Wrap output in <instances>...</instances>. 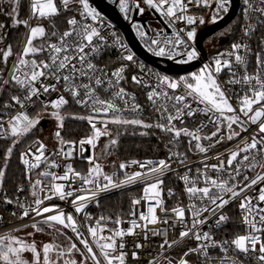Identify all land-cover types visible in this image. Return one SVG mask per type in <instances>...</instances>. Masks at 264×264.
<instances>
[{
  "label": "built area",
  "instance_id": "built-area-1",
  "mask_svg": "<svg viewBox=\"0 0 264 264\" xmlns=\"http://www.w3.org/2000/svg\"><path fill=\"white\" fill-rule=\"evenodd\" d=\"M105 2L113 6L121 16L122 20L131 27L132 33L137 42L149 55L181 66L190 65L196 61H200V65L197 68L190 72H186L188 73L187 75L197 72L200 66L210 64L218 54H225L223 58H227L231 61L232 71L236 73L235 79L241 80V83H226V81L233 78L231 76V72L227 68L223 69L221 73H219L218 80L223 84V87L226 90V95L230 98V103L237 109L236 114L240 115L241 121H246L243 123V128H246L247 131L242 130L241 123L238 122L233 124L232 130L238 132L239 135L235 136L232 140H228L226 137L231 134L230 130L227 128L228 122L222 118L220 120H216V116L219 114L214 115L213 113H208V115H205L201 111H197L196 115L192 117L184 116L180 120L172 121V124H174L177 129L188 128L190 131H195L197 128H200L201 130L198 133L201 136L200 141L191 140V137L183 134H181L179 138L174 139V133L156 127L155 125L158 123H168L166 119L168 114L175 115V109L173 108L175 101L164 97H157L155 98L157 102L154 105L153 102L148 99V94L154 89L159 91L156 87L158 83L157 76L167 75L171 79H178V76H181V74H168L144 61L131 47L122 30L118 28V26L97 7H95L90 0H88L89 5L100 13L101 19L93 21L90 16L85 19V16L81 15L83 12L82 5L78 3H70L68 9L65 10L62 0H57V6L60 10L59 13L69 14V19L75 17L80 23H87L98 27L101 35L105 38L104 41L100 42L103 44L100 51L98 53H94L92 57H90L92 62L97 65L98 69H103V72H96V75L100 76L105 81L102 86L96 87V92L99 97L106 101L115 100L118 107L125 109L120 113H115V115H121L125 119H140L144 124L153 125L152 128H154L161 135L163 145L161 146L160 152L157 156L143 160L124 161L123 163L126 165L124 169H120V167H118L112 170H107L104 165L96 161V150L99 144L106 137L101 136L96 141L95 147L86 144L89 147V156L83 157L81 155L82 146L80 143L73 140H67L64 128L53 126L54 120L51 118L52 112L59 111L61 113L68 104L73 103L85 111L87 116L96 117L95 123L101 130H103L105 126L104 122H107L108 126V122L111 120L114 113L111 110L107 115L102 112L99 114L93 112L91 101H89L88 106L77 104L76 99H74L70 93L66 91L65 82L61 80L57 83V81L50 76L48 78L41 77L40 80L47 85L55 84V91L50 90L48 93H43L41 90L38 97L33 96L31 100L24 99L27 95L26 87L17 85L15 81L10 79L11 74L14 71V65L18 64L20 54L23 51V47L21 45L18 52L13 56L5 74L4 81H9V83L5 84L3 81L2 88L0 90V124L3 125L0 132H7V135H0V142L2 141L15 145H21L25 139L32 135L38 134V137L25 145L21 151L20 162L23 170L24 181L17 188L15 194L11 195L7 191H4L0 186V236L9 234L13 231L29 228L32 223L43 219V217H38L31 211V208L35 207V197L32 195L33 191H35L37 192V196L41 199H43L45 195L52 196L50 200H44L41 207L58 206V211H63L65 214L73 215L74 219L77 221L79 231L83 233V235L79 238H77L76 233L71 230V227L65 228L62 225H54L53 227L67 232L73 238L75 244L80 247L82 252H86V249L84 248V245L80 243V240H88L89 244L93 247L94 252L98 254V258L101 260L102 264H106V262H104L99 248L96 247L93 237L88 232V227H95L96 221L101 216L106 218L104 221H101V224L106 226L105 230L100 233V235L103 236H112L116 230H127L131 227L132 220H136L138 224L142 225V227L134 230L135 234L125 235L122 238L114 237L117 244L121 241L125 244V248L123 249L126 253L125 264H150V262L151 264H169V261H171V264H179L182 258L186 259L188 264H222V262L223 264H231V260L233 259L240 261L241 264H264V262L258 259L260 255H264V253L259 252V244L255 250L249 251L247 254L239 252L235 246L231 244V241L236 239L238 236L249 235L252 233L250 227L244 223L243 217L247 213L240 208L241 200L247 196L252 200L253 205L264 207V202H260L258 200L260 189L264 188V181H258L257 184L251 185V187H245V185L250 184L251 179L255 178L257 175H264V167H261V165L264 164V151L260 150L262 145L258 144L257 149H250L248 153L239 151V149L244 147L245 142L251 143L252 136L258 133L259 122L257 124L251 123L247 117H244L243 114L239 112V108L241 106L240 98L243 97L249 90V85L243 83L242 81L243 76L248 75L255 77L259 75L264 77V67H259L256 59L257 53L264 56V14L255 10L258 7H264V5L260 4L259 0H250L254 7L253 9H248L247 15H245V9L247 6L244 4V0H239L240 9L238 14H240L241 17L239 28H235L233 32L222 35L219 39H217V41L221 42L218 47L206 46V40L204 43L207 52L206 58L202 57V54L196 44V38L194 41H189L188 44L196 48L199 53V57L189 63H177L178 60L183 58V48L176 46L174 48L175 54L173 59H169L167 52L169 48H173V46L164 45L162 43L163 40L167 38L174 41L177 33L180 34L182 39H186V31L192 27H195L197 34L201 28L210 23L209 21L211 20V15L213 14V10L215 8L214 2L212 3V7H196L194 5H189L186 13L187 15L202 17L205 20L204 24L198 25H187L184 21H176L175 23L170 24L168 18L162 14L163 10H161V12H157L154 8H150L146 3H144V0H127L128 11L126 13L121 11L119 0H105ZM29 4H31V1H29ZM136 4H139L140 8L143 9V12L135 6ZM222 15L224 16L225 14ZM134 25L140 27V30L144 31L146 35L141 37L137 32V27H134ZM249 25L252 26V31L248 35H245V30ZM70 28L71 26L68 24L60 35L64 31L70 30ZM181 29L184 31H181ZM117 39L127 46V49L134 55L136 63L122 60V54L126 53L115 43ZM152 39H158L161 41L160 46L165 47L166 50L165 56H156L149 50V43ZM48 43H59V40L57 38L54 41H48ZM234 43H240L242 47L238 49L233 56L229 57L227 56V53L232 51L231 46ZM243 45H247V48L243 47ZM86 51H88V49H86ZM51 54L56 55L55 53ZM237 54L244 57L246 62L243 64L237 63L235 61V55ZM49 55L50 53L48 51H44L39 55L25 57V59H36L38 62H50ZM63 55L64 53L59 54L60 57ZM122 64L127 65V67L122 73L123 79H120V82L117 85L114 83L117 77L112 76V73L119 69ZM140 65L144 66L143 70H141ZM27 71H29L27 68L21 66V71L17 72L16 75L20 76L21 79H25L26 77L24 76V72ZM104 73H107L108 75L105 76ZM64 74H68L67 71H64ZM133 76H137L143 80L144 83H135L132 80ZM109 79L113 81V86H109ZM75 82L88 83L89 81L86 77H80ZM252 82L255 83V80ZM9 84H12L17 90L18 94L14 96L19 97L21 103H17L12 99L5 102L2 101L3 95ZM35 86L39 88L40 83L37 82ZM119 88H123L127 94L123 99L114 97L113 95L119 90ZM164 90L167 91L170 96L178 95L183 92L182 88H178L174 91L167 88ZM80 91L81 96H83V90ZM60 96H63L68 103L63 105L58 110L53 109L51 107V102L57 100ZM125 100L128 102L127 107L124 103ZM188 101L192 102V98H188ZM133 104L139 106L135 112L131 111L130 106ZM161 104L169 109L168 113H163L162 111L157 110ZM5 105L9 106L5 107ZM45 105H47V107H45ZM193 107L202 109L204 105L193 103ZM258 107H260V105H254V109ZM19 114L28 115L29 118L39 117V123L25 135L12 137L9 121ZM252 114L254 113H250L249 115ZM225 115H232V113H225ZM209 117H212V119L210 120ZM261 119L264 120V117ZM44 120H48L50 123H48L43 132L39 134V125ZM213 120H215V123ZM217 125L220 127L217 137H212L210 140L204 139V137L211 136V133L217 130ZM89 127L90 133L88 137L93 134V129L90 123ZM58 130L61 132L63 140L71 143L62 144L60 139L55 136V133ZM46 133L48 134V140L44 141L42 137ZM260 135L264 134L257 135V139L260 138ZM221 137L223 138L221 139ZM218 139L220 140L219 143L216 142ZM190 140L191 144L189 143ZM39 143L45 145L43 149L45 158L39 162V166L37 168H31L30 165H26L22 162L21 155L26 154L25 158L29 160L30 164L37 163L35 156L39 155V152L36 151ZM196 143H200L208 150L206 152H201L195 147ZM209 145H212V147H209ZM69 151H71L72 155L66 156L65 153ZM233 151H238L239 155L237 160L233 161L232 166H228L227 159ZM177 153L179 155H175ZM244 155H249L250 158L248 161H244L242 159ZM252 156H255V161L252 160ZM89 157H93L95 159V163L100 165L102 173L111 176L115 182H119L124 179L126 174H131L137 171L142 173L147 172V168L140 167L141 163L152 161L153 164L151 166H156L160 160L166 161L170 168L165 170L164 173L160 175V179L163 180V184L160 185V189L162 190L160 199L163 201L162 206L165 211H161L160 207H156L158 222L156 224H149L147 221L139 219L141 212L147 215L149 201L142 199L144 196L143 189L146 183L155 182L154 175L147 177L143 182L125 185L120 188H112L106 192H99L94 199L84 202L85 207L81 212L77 213L75 211L76 205L72 203V200L75 199V196L77 195H90L89 192L81 191V189L87 190L95 187V185L83 183V178L89 176V169L93 167V164L89 163ZM217 157H219V159H217ZM132 161H137L139 163L134 164ZM181 161H183V163ZM222 161L223 164L221 163ZM53 162H55L58 167L52 166ZM69 165L72 167L74 172H78L80 175L75 176L73 173H68V180L55 181L56 183L65 185L66 191L75 190L73 192V196L66 197L64 200H61L46 187V185H50L52 182L51 177L43 176L41 173L50 172L62 176L67 172ZM205 165H220L221 169L217 171L211 167L205 168ZM237 168H239L238 173L236 171ZM205 174L213 179H218V181L227 180L228 186L236 185L235 191L237 192H240L241 188H244V191L240 192L239 197L231 199L229 204L225 205L223 209H217L216 214H212L210 211H202L200 216L194 217L191 210L192 205H195L197 209L215 207L214 205H209L206 199L202 201L200 199L202 194L197 193L196 195H193L188 193L186 190L191 186H195L197 188L206 186L210 187V185L206 182ZM185 176L188 177L187 181L184 179ZM232 177H234V179ZM245 177H247V179H245ZM38 179L41 180L42 183L33 188L35 181ZM99 182L101 184L105 183L103 175L99 177ZM41 188H44L45 191L41 192ZM130 190L140 191L135 194L132 199V201L134 199H140V203L136 205L132 203V212L129 216L108 218L103 212H96L93 210L94 206L99 204L104 199L128 192ZM169 190H171V194H169ZM219 191V189L212 188L213 193H217ZM220 194L223 195L225 199H228L230 196V193ZM9 200H11L12 203H7ZM151 203L155 206L154 200L151 201ZM21 204L24 208L29 209L30 215L28 217L21 218L24 210L20 207ZM177 207L185 209V215L182 221L173 211V209ZM133 212H135L136 215H132ZM52 214L56 213H47L45 215ZM220 214L225 215L228 219L217 224ZM253 216L258 219L255 209L253 210ZM117 219L120 220L119 224L116 223ZM165 219L168 221L167 223L163 222ZM194 219L204 220V223L198 224L192 231L201 234L207 232L209 233L211 240L202 239L198 241L194 238L192 233H190L188 237H180V233L182 231H186L192 227ZM25 225L27 226L24 227ZM154 232L160 234H153ZM255 235L260 236L261 240H264V232H256ZM165 239H167L169 243L175 240L176 243L171 247H168V245L165 244L164 247L161 248L160 245L164 243ZM225 241H228L229 243L224 244ZM103 242L104 241H101V243ZM213 242H215L217 246H209L207 250L208 257H205L199 252H190L186 257L184 255L186 252H189V249H196L201 244L211 245ZM136 243L141 244L142 247L136 248ZM221 246L226 248L227 251H223ZM133 251L137 253L138 258L134 259L132 257ZM65 261H71L70 257H66L64 263ZM89 261L93 264L91 259H89ZM114 264H119V262L114 261Z\"/></svg>",
  "mask_w": 264,
  "mask_h": 264
},
{
  "label": "snow or ice",
  "instance_id": "snow-or-ice-1",
  "mask_svg": "<svg viewBox=\"0 0 264 264\" xmlns=\"http://www.w3.org/2000/svg\"><path fill=\"white\" fill-rule=\"evenodd\" d=\"M17 4L20 3V0H15ZM215 3V8L213 10V14L211 15L210 23H216L220 19H223L222 14H227L230 8L231 0H144L150 8H154L157 12H161L162 14L168 18L169 23L173 24L176 21H184L187 25H198L204 24L205 20L202 17H196L193 15H187L189 5H194L196 7H212V3ZM70 3H78L82 5L83 12L81 15L85 16L87 19L88 16L91 17L93 21L101 19L100 13L96 11L95 8L91 7L88 3V0H62V4L65 10L68 9ZM259 3L264 5V0H259ZM120 9L122 12L128 11L127 0H119ZM244 4L247 6L245 9V15H247L248 9H253L254 5L250 2V0H244ZM141 12L143 9L140 8L139 4L135 5ZM256 11L264 14V7H258L255 9ZM17 11L16 8H13V12ZM59 8L57 6V0H31V14L33 17L42 18V19H51L59 15ZM17 24H23L26 27H29V32L25 41V45L22 53L20 54L18 64L14 65V71L11 74L10 79L15 81L17 85L22 87H26L27 95L24 97L26 100H31L33 96H39L41 90L43 93H48L50 90L55 91L56 85L44 84L40 78H48L49 76L54 78L57 83L63 80L66 84V91L70 93V95L76 99L77 104L89 105V101H91V106L93 108V112L99 114L104 113L107 115L111 110L114 115L112 116L110 122L113 124H132V125H142L144 127H152L153 125L144 124L140 119H125L121 115H115V113H120L125 109H121L115 103V100L106 101L101 99L96 92V87L102 86L105 81L98 75H96L97 71L103 72V69H98L97 65L92 62V55L94 53H98L100 49L103 47L101 41H104L105 38L101 35L98 27L93 26L87 23H80L77 21L75 17L68 20V24L71 26L70 30L64 31L59 37V43H48L46 39L39 45L34 43L38 38H46L49 34L46 32V29L43 25L30 26L27 20H17ZM3 25H0L2 28ZM137 27L138 34L143 37L146 35L144 31L140 30V27ZM181 31H184L181 29ZM252 31V26L249 25L245 30V35H248ZM226 33H221V35H225ZM51 36H57L55 31L51 32ZM196 38V29L192 27L191 29L186 31V39H182L180 34H176V39L170 40L165 38L163 40L164 45H172L173 48H169L167 55L169 59H173L174 57V48L176 46H180L183 48V58L178 60L177 63H189L199 57V53L195 47L188 44L189 41H194ZM115 43L124 50L126 54H122V60L136 63L134 59V55L127 49V46L124 45L119 39L115 41ZM161 41L158 39H152L149 43V50L153 52L156 56H165L166 50L165 47L160 46ZM156 46V47H152ZM242 45L240 43H234L231 46L232 51L227 53V56H233L238 49H240ZM243 47L247 48V45H243ZM88 49V51H86ZM48 51L49 61H37L36 59H25V57L33 56L37 53ZM51 53H55L56 55H52ZM64 53L62 57L59 54ZM5 61L7 58L12 55L11 46L8 47L7 51H3L2 53ZM225 54H218L216 58L210 63L205 64L198 72L191 73L186 76H180L178 79H171L167 75H159L157 76V90H153L149 92L148 99L156 104L157 97H164L169 100H174L173 108L175 109V115L168 114L166 119L168 121L167 124H156V127L161 128L162 130L174 133V139L179 138L181 134L185 136L191 137V140L200 141L201 136L198 134L200 132V128H197L195 131H190L188 128H180L177 129L172 121L180 120L184 116L192 117L196 115L197 111L203 112L205 115L208 113L219 114L216 116V120H226L227 128L230 130V133L226 138L228 140H232L235 136H238L239 133L232 130L233 124L241 123L242 130L247 131L246 128H243V123L246 121H241L240 115L236 114L237 109L233 107L230 103V98L226 95V90L223 87V84L218 80V75L225 68L229 69L231 72V76L233 78L226 81L227 84H236L241 83V80H236V73L232 71V63L229 59L223 58ZM257 65L259 67H264V56L260 53H257ZM235 61L237 63L243 64L245 63L244 57L240 55H235ZM21 66L27 68L29 71L24 72L25 79H21L20 76L16 75L17 72L21 71ZM127 65L122 64L121 67L115 70L112 73V76L117 77L115 84H119L120 79H123L122 73L124 72ZM141 70L144 69L143 65H140ZM64 71H67L68 74H64ZM107 76V73H104ZM80 77H86L88 79V83H76ZM132 80L137 84L144 83L143 80L138 78L137 76H133ZM255 80V83L252 81ZM243 83L249 85V90L245 93L243 97L240 98L241 106L239 108V112L243 114L244 117H247L248 120L253 124H257L258 122V133L254 134L251 139V143L245 142L243 148L239 149L240 152L248 153L250 149H257V145H262L261 151H264V135H260V138L257 139V135L264 134V120L261 118L264 117V77L259 75L253 77L245 75L242 78ZM40 83V87L37 88L36 83ZM5 84H8L9 81H4ZM109 86H113V81L111 79L108 80ZM176 90L178 88H182L183 92L178 95L170 96L167 91L164 89ZM83 90V96H81V91ZM250 93V94H249ZM114 97H118L123 99L125 95V90L123 88H119L117 92H115ZM79 97V98H78ZM188 98H192V102L188 101ZM12 100L17 103H21L19 97L12 96ZM68 101L60 96L57 100L51 102V107L53 109H60L63 105H66ZM125 106H128L127 100L124 101ZM193 103L202 104L204 107L202 109H197L193 107ZM254 105H260V107L254 109ZM9 105H5L8 107ZM47 107V105H45ZM131 111L135 112L139 108L138 105H131ZM158 111H162L163 113H168L169 109L164 105H159L157 108ZM225 113H232V115H225ZM250 113H254L249 115ZM52 116L59 122L58 128H63V120L64 117L60 114L59 111L52 112ZM77 119H87L90 123L93 134L85 139H82L79 143L81 146L84 144L92 145L95 147L96 141L101 136L110 135L109 130L107 128V122H104L105 126L103 130L97 127L95 123L96 117L88 116V117H74ZM211 120L212 117H209ZM215 123V120H213ZM39 123V117L37 118H29L28 115L19 114L15 116L12 120L9 121V127L12 137H20L30 132L37 124ZM203 127V125H202ZM3 128V125L0 124V129ZM220 131L219 125H217V130L211 133V136L204 137V139H212V137H217ZM144 134V133H142ZM0 135H7V132H0ZM55 136L60 139L62 144L71 143L69 141H64L61 137V132L58 130L55 133ZM223 137H221L222 139ZM191 140L189 143L191 144ZM171 142V141H170ZM217 143L220 142L218 139ZM117 143L116 139H111L109 141L110 145H115ZM45 145L42 143L38 144L36 149L39 152V155L35 156V160L37 163L30 164L29 160L25 158L26 154L21 155V160L24 164L30 165L31 168H37L39 166V162L44 159V149ZM107 147V145L105 146ZM195 147L199 149L201 152H206L208 149L203 147L200 143H196ZM212 147V145H209ZM239 147V146H238ZM62 151V149H61ZM12 148L9 147L7 149V154H11ZM66 156H71V151L65 153ZM175 155H179L178 153ZM239 155L238 151H233L230 154V157L227 159V165L232 166L233 161L237 160ZM249 155H244L243 160L248 161ZM89 163L93 164V167L89 169V176L83 178L84 184L95 185L93 189H81V191H87L90 195H77L75 199L72 200V203L76 205L75 211L77 213L81 212L85 207L86 201H90L94 199L99 192H106L112 188H120L125 185L134 184L137 182H143L147 177L154 175L155 182L146 183L143 189L144 196L142 199H146L149 201V206L147 209V215L143 212L140 213L139 219L142 221H147L149 224H156L158 222V217L156 216V207H160L161 211H165L163 208V201L160 199L161 189L160 185L163 184V180L160 179V175L164 173L165 170L170 168L169 164L160 160L158 165L151 166L153 164L152 161H148L147 163H141V168H147V172H134L131 174H126L125 178L120 180L119 182L113 181L112 177L103 174L102 169L99 164L95 163V159L93 157H89ZM219 159V157H217ZM252 160L255 161V156H252ZM183 163V161H181ZM132 163H139L137 161H132ZM223 164V161L221 162ZM52 166L58 167V165L53 162ZM120 169H124L126 165L121 163L119 165ZM211 167L214 170L219 171L221 169L220 165H205V168ZM264 167V164L261 165ZM237 173L239 172V168L236 169ZM68 173H73L75 176H79L80 173L74 172L72 167L69 165L67 172L60 176L55 173L43 172L41 175L50 176L51 183L50 185H46L48 190L53 194L57 195L59 199L64 200L66 197L73 196L72 191H66L65 185L56 183L55 181L68 180ZM103 175V180L105 183L101 184L99 182V177ZM4 176V172L0 171V178ZM206 176V182L210 185L202 188H197L195 186L188 187L186 190L188 193L196 195L197 193L202 194L200 199L207 200L209 205H214L215 207H204L202 209H197L195 205L191 206V210L193 212L194 217L200 216L201 212H211L212 214H216L217 209H223L225 205L229 204L230 200L233 198H237L240 195V192L244 191V188L240 189V192L235 191L236 185L228 186L227 180H219L213 179L209 176ZM234 179V177H232ZM184 179L187 181L188 177L185 176ZM247 179V177H245ZM258 181H264V175H257L255 178L251 179L250 184L245 185V187H251V185L257 184ZM41 180H36L33 188L40 185ZM212 188L219 189L220 191L217 193L212 192ZM41 192H44L45 189L41 188ZM220 193H230L228 199H225L223 195ZM169 194H171V190H169ZM34 199L35 207L31 208V211L35 213L38 217H43L41 221L35 222L31 224V227L35 229L37 232L43 231V228L40 227L41 224L48 225L49 227H53L54 225H62L65 228L71 227V230L76 233L77 238L83 235L77 227V221L74 219L72 214H65L63 211H58V206H44V200H50L52 198L51 195H45L43 199L37 196V192L33 191L32 193ZM155 201V206L151 203V201ZM258 200L260 202H264V188L260 189V194L258 196ZM7 203H12L11 200L7 201ZM134 205L140 203V199H134L132 201ZM21 208H23V212L21 218L28 217L30 215L29 209L24 208L21 204ZM240 208L246 212L243 220L246 225L250 227L252 233L249 235H240L233 241L231 244L235 246V248L242 253L247 254L249 251L255 250L257 245L259 244V252L264 253V240H261L260 236L255 235L256 232H264V207H259L257 205H253L252 200L245 196L240 203ZM256 210V215L258 219L253 216V210ZM176 216L183 220L185 215L184 208H174ZM56 214L45 215L47 213ZM132 215H136L135 212ZM251 217V218H250ZM106 218L101 216L96 221V226L88 227V232L93 237L96 247L99 248L100 254L103 256L104 262L106 264H114V261H118L119 264H125V255L126 253L123 251L125 248V244L121 241L117 244V241L114 237H124L125 235L135 234L134 230L136 228L142 227V225L138 224L136 220L131 221V227L127 230H116L112 236H103L100 235L105 230V225L101 224V221H104ZM228 218L220 214L217 220V224L226 221ZM167 223L168 221L165 219L163 221ZM117 224L120 223V220L117 219ZM204 223V220L194 219L192 223V227L187 229L186 231H182L180 233V237H188L190 233L194 236V238L198 241L200 240H211L209 233H196L192 230L196 228L198 224ZM259 225V226H258ZM25 225L24 227H26ZM59 230V229H57ZM111 231V230H109ZM160 234V233H153ZM28 235H33L29 233ZM147 238V237H146ZM101 241H104L101 243ZM80 243L84 245L86 252H81L75 243H71L67 251L70 253L72 250H76L80 252L83 259L80 261V264H87L89 259L92 260L93 264H102L101 260L98 258V254L94 252L93 247L89 244L88 240L81 239ZM176 241L168 242L167 239L164 240V243L160 245L161 248L164 247L165 244L168 247H171L175 244ZM228 241H225L224 244H228ZM216 247V243L213 242L211 245L201 244L196 249H189V252H186L185 257L189 255L190 252H199L205 257H208V248ZM136 248L142 247L141 244L136 243ZM223 251H227L226 248H223ZM53 251H55L56 259H62L65 255V250L61 249L59 245L54 242L45 243L40 248L37 247L35 241L27 242L23 239H20L16 236L11 235H3L0 236V261L3 264H56V260L52 258L50 255ZM25 252H30L33 256L31 262L26 260L23 256ZM132 257L134 259L138 258L137 253L135 251L132 252ZM211 259V258H208ZM258 259L264 262V255H260ZM65 264H76L75 260L65 261ZM151 264V262H150ZM171 264V261H169ZM179 264H188L186 259H181ZM223 264V262H222ZM231 264H241L238 260H231Z\"/></svg>",
  "mask_w": 264,
  "mask_h": 264
},
{
  "label": "trees",
  "instance_id": "trees-1",
  "mask_svg": "<svg viewBox=\"0 0 264 264\" xmlns=\"http://www.w3.org/2000/svg\"><path fill=\"white\" fill-rule=\"evenodd\" d=\"M27 18V2L22 0L20 4V10L18 14L19 20H26ZM69 14L59 13V15L52 17L51 19H44L42 24L46 28H54L57 36H54L48 41H54L58 38L60 33L67 27ZM240 14L232 22L233 28H239ZM33 23V16L31 17ZM227 26L226 28H228ZM23 24L11 29L9 33V43L11 46L12 55H10V63L13 56L18 52L23 41L24 35ZM7 66V69L10 65ZM180 77V76H178ZM2 80L0 81V90L2 88ZM18 92L12 84H9L3 95L2 101L11 100L12 96L17 95ZM64 115L63 128L65 130V136L67 140H73L80 142L82 139L88 138L90 133L89 123L83 119H77L82 114H86L85 111L74 105L68 104L60 113ZM56 126V125H55ZM54 126V127H55ZM58 126V125H57ZM56 126V127H57ZM110 135H107L103 141L99 144L96 150V161L106 167L107 170L118 168L121 163L128 160H143L157 156L160 152L163 140L161 135L152 127H144L142 125L132 124H112L107 126ZM144 133V134H142ZM38 134L32 135L25 139L21 145L13 152L9 163L5 169L2 170L0 164V171L4 172V176L0 178V186L4 191H7L11 195H14L17 188L23 183L24 175L20 162V154L25 145L37 138ZM116 139L115 145H110L109 141ZM3 143L0 142L1 155L0 160L3 159ZM107 145V147H105ZM139 190H130L125 193L118 194L116 196L104 199L99 204L94 206L93 210L96 212H103L108 218L127 217L132 212V199L135 194L139 193ZM0 264H3L0 261Z\"/></svg>",
  "mask_w": 264,
  "mask_h": 264
},
{
  "label": "rangeland",
  "instance_id": "rangeland-1",
  "mask_svg": "<svg viewBox=\"0 0 264 264\" xmlns=\"http://www.w3.org/2000/svg\"><path fill=\"white\" fill-rule=\"evenodd\" d=\"M20 3L17 4L15 2V0H0V20L3 18H5L8 22H5V25H3L2 28H0V81L2 80V82L4 81L5 78V74L7 72V66L10 63V56L7 58V60L5 61L2 53L3 51H7L8 50V44H7V40H6V34L9 30L15 28L16 26L20 25L17 24L16 21L19 20L18 19V14H19V10H20ZM29 1L31 0H26L27 2V18L26 20L28 21L30 26H36L38 24L43 25L42 22L44 19L42 18H37V17H33V23L31 22V4H29ZM13 8H16L17 11L14 13L13 12ZM0 25H2V21H0ZM5 26V28H4ZM25 26V25H23ZM46 29V32L49 34L46 38H38L34 43H36L37 45L41 44L43 42L44 39L48 40L54 36H51V32L56 30L54 28H46L45 25H43ZM234 25L231 23L229 25L228 28H225L224 30L220 31L218 34L214 35L208 42H206V46L208 45L211 47H218L220 45V41H217V39H219L222 35L221 33H229V32H233L235 28H233ZM6 32V34H5ZM29 32V27L24 28V35H23V41H22V47L24 48L25 45V41L27 38ZM216 40V41H215ZM6 42V43H5ZM41 53V52H40ZM40 53H37L35 55H39ZM203 66H200L197 70V72L202 68ZM188 73L185 74H181V76H186ZM3 84V83H2ZM64 118L65 116L62 115ZM78 117V116H77ZM79 117H88L87 114H82ZM51 118L54 120L53 126H57L58 125V121L51 116ZM88 121L87 119H83ZM113 123H111L110 121L108 122V127L110 125H112ZM55 126V127H56ZM48 134L46 133L42 139L44 141H47ZM3 159L0 160V164L3 166L2 170L5 172V169L9 163V160L13 154L14 151L17 150V148L19 147V145H15V144H11L8 142H4L3 143ZM11 147L12 148V152L11 154H7V149ZM2 156V155H0ZM40 227L43 228V231L37 232L35 229H33L32 227L29 228H25L23 230H17V231H13L10 232L9 234L6 235H11V236H16L20 239H23L27 242H32L35 241L37 244V247L40 248L43 244L45 243H50V242H54L55 244L59 245L61 249L65 250V255L62 259H56V254L55 251H53L50 255L52 256V258L54 260H56V264H65L64 260L66 257H70V260H75L76 264H80V261L83 259V257L81 256L80 252H77L76 250H72L70 253L67 251V249L69 248L71 243H75L73 238L64 230L56 228V227H49L47 225H40ZM59 229V230H57ZM29 233H32L33 235H28ZM77 248L80 249L79 246H77ZM80 251L82 252V250L80 249ZM24 258L26 260H28L29 262L32 261L33 256L30 252H25L23 254ZM87 264H91V262L88 260Z\"/></svg>",
  "mask_w": 264,
  "mask_h": 264
},
{
  "label": "water",
  "instance_id": "water-1",
  "mask_svg": "<svg viewBox=\"0 0 264 264\" xmlns=\"http://www.w3.org/2000/svg\"><path fill=\"white\" fill-rule=\"evenodd\" d=\"M90 2H92L95 7H97L113 23H115L118 26V28L122 30L131 47L144 61L153 65L159 70L172 75H180L186 72H190L200 65V61H196L193 64L181 66L174 64L170 61L160 60L158 58L149 55L141 48V46L139 45L135 36L132 33L131 27L122 20L121 16L113 6L106 3L105 0H90ZM239 9H240L239 0H231V8L229 9L228 13L223 16V19H220L216 23H209L197 32L196 44L203 58H206L207 56L206 48L204 45L205 41L210 37H212L213 35H215L216 33L225 29L227 26H229L238 15ZM48 123H50L48 120H44L40 123L38 129L39 134L43 132V130L47 127ZM81 155L83 157L89 156L88 145L84 144L81 147Z\"/></svg>",
  "mask_w": 264,
  "mask_h": 264
},
{
  "label": "flooded vegetation",
  "instance_id": "flooded-vegetation-1",
  "mask_svg": "<svg viewBox=\"0 0 264 264\" xmlns=\"http://www.w3.org/2000/svg\"><path fill=\"white\" fill-rule=\"evenodd\" d=\"M3 19V18H2ZM5 22H8L5 18L3 19ZM10 31L11 30H9L8 32H7V34H6V32H5V34H6V40H7V44L9 43V33H10ZM217 34V33H216ZM215 34V35H216ZM214 36V35H213ZM212 36V37H213ZM212 37H210L209 39H207V42L212 38ZM6 43V42H5Z\"/></svg>",
  "mask_w": 264,
  "mask_h": 264
},
{
  "label": "crops",
  "instance_id": "crops-1",
  "mask_svg": "<svg viewBox=\"0 0 264 264\" xmlns=\"http://www.w3.org/2000/svg\"><path fill=\"white\" fill-rule=\"evenodd\" d=\"M0 21H2V25H5V21L3 19H1ZM4 28H5V26H4Z\"/></svg>",
  "mask_w": 264,
  "mask_h": 264
}]
</instances>
